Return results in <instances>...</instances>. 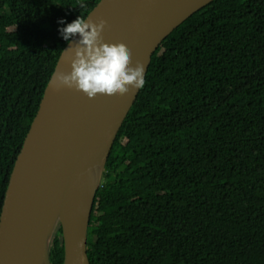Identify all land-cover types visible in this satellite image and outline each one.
<instances>
[{"label": "trees", "instance_id": "16d2710c", "mask_svg": "<svg viewBox=\"0 0 264 264\" xmlns=\"http://www.w3.org/2000/svg\"><path fill=\"white\" fill-rule=\"evenodd\" d=\"M99 1L0 0V217L59 29ZM149 66L95 200L91 264H264V0L212 1ZM50 256L63 264L61 224Z\"/></svg>", "mask_w": 264, "mask_h": 264}, {"label": "water", "instance_id": "95a60500", "mask_svg": "<svg viewBox=\"0 0 264 264\" xmlns=\"http://www.w3.org/2000/svg\"><path fill=\"white\" fill-rule=\"evenodd\" d=\"M214 0H100L87 18L107 21L103 39L123 42L132 65H145L176 28ZM62 49L15 158L0 217V264H52L56 228H63V264H91L88 238L95 200L119 131L141 89L126 95L58 88L70 72Z\"/></svg>", "mask_w": 264, "mask_h": 264}, {"label": "clouds", "instance_id": "9594fccd", "mask_svg": "<svg viewBox=\"0 0 264 264\" xmlns=\"http://www.w3.org/2000/svg\"><path fill=\"white\" fill-rule=\"evenodd\" d=\"M106 25L102 18L97 22L80 15L59 29L66 41L77 34L80 39L74 44L70 42L65 50L71 71L56 74L54 82L58 88L76 89L95 98L98 94L123 96L145 86V65L140 62L132 65V51L125 43L104 41Z\"/></svg>", "mask_w": 264, "mask_h": 264}]
</instances>
